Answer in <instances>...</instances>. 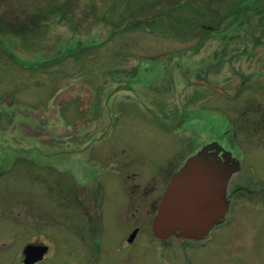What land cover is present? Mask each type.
<instances>
[{
    "label": "rangeland",
    "instance_id": "374dc122",
    "mask_svg": "<svg viewBox=\"0 0 264 264\" xmlns=\"http://www.w3.org/2000/svg\"><path fill=\"white\" fill-rule=\"evenodd\" d=\"M112 1L0 4L9 17L27 9V30L0 40V264H23L30 243L48 246L44 264H158L150 227L160 198L208 145L236 165L222 159L232 210L213 247L238 240L245 264H264V0L233 16L246 0H214L219 26L184 9L171 28L146 16L116 23ZM129 6L137 20L150 16ZM39 11L46 19L29 28ZM120 180L131 186L127 213ZM101 221L99 251L87 242ZM135 226V243L123 246Z\"/></svg>",
    "mask_w": 264,
    "mask_h": 264
},
{
    "label": "water",
    "instance_id": "95a60500",
    "mask_svg": "<svg viewBox=\"0 0 264 264\" xmlns=\"http://www.w3.org/2000/svg\"><path fill=\"white\" fill-rule=\"evenodd\" d=\"M229 176L230 172L226 170L224 162L210 155L197 154L187 158L180 169L171 176L160 198L151 223L153 235L159 239L172 235L189 239L204 238L226 211L222 197ZM183 188H186V191L183 192ZM206 189L214 196H209ZM181 197L183 198L180 201ZM214 197L217 199H210ZM211 201L218 203L215 205ZM178 202L188 204L179 205ZM193 203L197 206H193ZM209 204L213 213L208 217L203 212V207L206 208ZM46 251L47 246L44 244H26L22 250L23 264H33L41 260Z\"/></svg>",
    "mask_w": 264,
    "mask_h": 264
},
{
    "label": "flooded vegetation",
    "instance_id": "af4514ba",
    "mask_svg": "<svg viewBox=\"0 0 264 264\" xmlns=\"http://www.w3.org/2000/svg\"><path fill=\"white\" fill-rule=\"evenodd\" d=\"M215 147L216 148L213 147V151H212L211 149L212 147L210 148V145L207 146V148H209L211 151V152L209 151L210 156L222 162H224L222 159H225L229 164L233 162V165L236 167L235 161L234 159H232V157L230 158L229 152H226L223 148L221 149V148H218L217 146ZM228 163L224 162V166H226V164ZM228 171L230 172L231 170H228ZM122 183L123 185H126V183H124V180H120L121 191L123 189ZM130 188L131 186L126 185L124 187L125 192L128 191L130 193L129 191ZM128 192H126L127 194H125L124 191H122L121 193L122 199H124L125 201L124 203L121 204V207L125 209L124 213L128 212V210L130 209L128 208V206L131 204L129 203ZM100 197H102L101 194L99 196V199ZM104 203H105V198L102 197V203L99 201V204L101 205V208H102L101 210L102 215H104V212H103ZM226 204L228 207L226 209V212L223 218L219 222L214 224L212 229H210V231L202 239H184V238H178L176 236H170L169 238H166V239H158V238L153 237V240L156 242V245L155 246L153 245V247L155 249V252L158 254V264H245V262L242 261V258H239V256L237 255L240 253L242 249V245L239 243L238 240L234 241V240L225 239L221 241L222 243L221 245H218L217 247H213L214 242L219 241V240H216L218 232H221V234H223L221 237L223 238L224 233L229 231L228 227L230 226V223H229L230 219L229 218L226 219V218L230 210H232V206H231V202L229 203L227 199H226ZM156 205H157V202L155 201L153 205L154 209H156ZM100 220L101 219L98 217V221H97L98 226H100L99 224ZM102 224L103 223L101 221V227H98V228L97 226L94 227L95 229L94 234L96 236H99L98 238L96 237V239L93 241L94 245H91V242H87L88 246H93V247L96 246L99 251L102 247V244L100 246V242L102 241L101 231H100V229H103ZM258 225H261V227L257 229ZM256 229H257L256 231L259 233L264 232V206L256 209ZM139 232H140V229L138 228V226H135L133 230H131V232L128 234V236L125 238L126 242L123 246L130 247L131 245H133L136 241L135 240L136 237H138ZM256 242L260 244L261 241L256 240ZM118 243L121 244L120 239H118ZM217 243H220V242H217ZM214 250L221 252L223 255L221 254L220 256L214 257L213 256ZM45 254L41 260L33 264H44L46 261ZM142 259L141 261H143ZM254 259L255 260L254 262H252V264H256V257ZM144 262L145 264H147L146 261Z\"/></svg>",
    "mask_w": 264,
    "mask_h": 264
},
{
    "label": "trees",
    "instance_id": "16d2710c",
    "mask_svg": "<svg viewBox=\"0 0 264 264\" xmlns=\"http://www.w3.org/2000/svg\"><path fill=\"white\" fill-rule=\"evenodd\" d=\"M4 1L6 0H0V4L4 3ZM133 1L136 2L138 5V7H135L134 9L140 8L139 9L140 11H143V12L148 11V13L150 12V16L143 15V17H139L137 20L136 11L131 12V6H129L130 2L133 3ZM238 1L240 0H236V3H238ZM256 1L258 0H249V1L246 0V2L243 1L237 6L233 4V8L231 12L222 14V18H225L229 14L232 16L237 15L241 10L251 7L252 4ZM112 2L113 4H111V8L115 7V9L118 8L119 10V11L116 10V12L118 11V13L115 15L116 17H118L116 20V23L118 22V20H122L124 22L129 23L130 21H132V18H135L137 22L134 23L133 25H140L142 24L140 23V21L145 19V16H146V17L152 18L150 19L149 23L146 24L147 26H150V27L161 24V23H164V24L166 23V24H169V27L171 28L172 25L176 26L177 24H180L179 16L184 9H188L190 12V15L192 18L189 21H192V19H195L196 17H198L201 23L205 20V21H209L211 23L217 24L216 22H213L212 18L216 17V15L220 13L218 7L215 6L216 3H214V0H113ZM120 5H123L122 6L123 8ZM53 6L54 7L50 9L51 11H55V9L57 10V8L59 7L60 9L58 10H61L62 8V5L60 3H54ZM17 9H20V10L17 11V13H13L14 16L9 17L8 15L7 16L4 15V13L0 14V40H1L2 35L15 36L16 34L25 32L27 30L25 29V26H26L25 22H27V20L24 19L21 21V18L23 19L22 14H25L24 11L27 9L23 5H21V7ZM61 12H64V11H61ZM111 12L115 14L113 9L110 10V15L112 16ZM39 13L40 11L36 12V14L33 16H30V17L28 16V20L31 21L32 23L31 25H29V28L30 26L32 28L35 27L36 24L38 25V22H41L44 19H46L45 17L41 16ZM207 15H208V18H207ZM210 16L212 18H210ZM2 20L3 22L1 23ZM189 21H187L186 23H188ZM2 25L4 26L6 25V27H3ZM217 25L218 26L221 25L220 22ZM28 32L29 31H27V33Z\"/></svg>",
    "mask_w": 264,
    "mask_h": 264
},
{
    "label": "bare ground",
    "instance_id": "6f19581e",
    "mask_svg": "<svg viewBox=\"0 0 264 264\" xmlns=\"http://www.w3.org/2000/svg\"><path fill=\"white\" fill-rule=\"evenodd\" d=\"M215 182L218 184L219 183V181L218 180H215ZM219 186H220V184H219ZM218 187V186H217ZM207 191H208V193L210 194L209 196H214V194L213 193H210V191H209V189H206ZM182 191L184 192V191H186V188H183L182 189ZM216 192H217V189H216ZM214 193H215V191H214ZM215 196H216V194H215ZM217 197V196H216ZM216 197H214V198H210V199H214L215 200V198ZM183 197H181L180 198V201H181V199H182ZM217 199V198H216ZM217 201V200H216ZM211 202H213L215 205H217V203L218 202H214V201H211ZM178 204L179 205H185V204H188V202H178ZM208 204V203H207ZM193 206H197V204H195V203H193ZM210 207V204L205 208V207H203V212L204 213H206V215L209 217L212 213H213V210L212 209H210L209 208ZM157 208H158V206H157ZM157 212V211H156ZM151 231H152V229H151ZM153 233V232H152Z\"/></svg>",
    "mask_w": 264,
    "mask_h": 264
}]
</instances>
